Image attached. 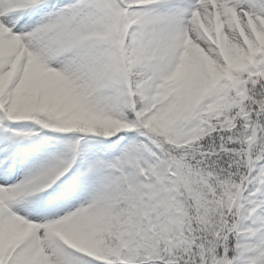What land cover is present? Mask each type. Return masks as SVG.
Masks as SVG:
<instances>
[{
  "label": "snow or ice",
  "instance_id": "obj_1",
  "mask_svg": "<svg viewBox=\"0 0 264 264\" xmlns=\"http://www.w3.org/2000/svg\"><path fill=\"white\" fill-rule=\"evenodd\" d=\"M0 264H264V0H0Z\"/></svg>",
  "mask_w": 264,
  "mask_h": 264
}]
</instances>
